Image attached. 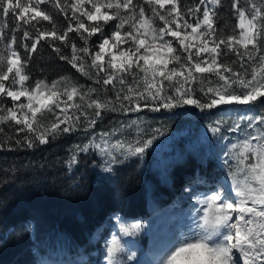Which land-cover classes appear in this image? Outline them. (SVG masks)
I'll use <instances>...</instances> for the list:
<instances>
[{
	"label": "snow or ice",
	"instance_id": "snow-or-ice-1",
	"mask_svg": "<svg viewBox=\"0 0 264 264\" xmlns=\"http://www.w3.org/2000/svg\"><path fill=\"white\" fill-rule=\"evenodd\" d=\"M38 47L93 83L33 79ZM185 106L230 109L235 120H215L207 130L218 139L224 131L239 135L223 154L222 178L207 193L189 192L196 203L188 225L156 246L150 264H264V0H0V149L87 133L107 113ZM143 123H121L99 133V142L77 145L69 168L90 149L106 158L107 173L143 156L163 135L145 133ZM132 128L135 139L113 140ZM116 220L122 235L106 240L104 261L141 264L123 237L142 233L143 222Z\"/></svg>",
	"mask_w": 264,
	"mask_h": 264
},
{
	"label": "trees",
	"instance_id": "trees-1",
	"mask_svg": "<svg viewBox=\"0 0 264 264\" xmlns=\"http://www.w3.org/2000/svg\"><path fill=\"white\" fill-rule=\"evenodd\" d=\"M181 2L192 5L199 0ZM230 2L223 0L225 5ZM220 12L235 24L229 9ZM62 21L60 17L57 22ZM30 71L33 79L61 75L78 82L87 79L47 47H38ZM86 137L78 130L36 148L0 149V264H56V259L70 262L83 256L91 264L97 255L92 237L108 216L121 213L146 219L153 200L170 196L176 186L190 180L188 175L207 176L213 170L212 161L201 163L185 155L173 162L167 181L157 169L132 157L109 175H101L100 157L92 150L79 153V163L69 168L67 161Z\"/></svg>",
	"mask_w": 264,
	"mask_h": 264
},
{
	"label": "rangeland",
	"instance_id": "rangeland-1",
	"mask_svg": "<svg viewBox=\"0 0 264 264\" xmlns=\"http://www.w3.org/2000/svg\"><path fill=\"white\" fill-rule=\"evenodd\" d=\"M85 85H91L93 82L86 79L85 82H79ZM237 113L224 112L218 109L209 111H201L194 106H185L180 109L161 110L160 112H150L147 109L140 113H120L112 112L103 116V119L97 121L94 129H89L83 134L86 137L85 143L92 137H97L99 142V133L111 131L114 127H119L121 123H127L130 120L141 119L144 123L142 127L144 132L151 134V129L160 128L163 135H158L153 145L146 151L143 156L137 157L141 159L146 166L157 169L165 180L169 181L168 170L177 160H181L185 155H192L197 158L199 162L205 163L208 160L212 161L213 170L207 176L201 172L188 175L189 181H185L175 187V190L170 196L160 198L159 201L153 200L151 207V214L145 218L125 217L121 213L110 215L104 221V224L97 229L92 239L96 243L97 248L91 264H106L103 258V250L105 242L110 239L112 234L122 235L118 231L119 221L116 217L119 216L125 223L143 222L144 231L138 236L123 237L126 242V247L130 251L137 253L136 259L141 264H150L154 259L153 253L159 243L167 241L175 234L182 231L189 223V212L194 199H189V192L207 193L212 188L219 178H222L226 171L224 165V152L230 142H235L239 133L227 132L222 133L226 139H218L213 137L211 132L207 130V125L215 120L223 119L225 121L235 120ZM135 128L126 129L123 133H117L113 137L115 139H135ZM98 151L96 149H90ZM99 155V153H98ZM101 162L97 169L101 175H109L104 172L105 157L100 156ZM129 157L123 162L130 160ZM122 162V163H123ZM121 164V163H118ZM113 165V168L118 165ZM192 176V177H191ZM203 180V183H197L198 180ZM170 183V182H169ZM166 198V199H165ZM199 207V205H196ZM187 234V233H185ZM69 258V256H67ZM66 257V258H67ZM86 256L73 258V262L68 260L56 259V264H86ZM134 264V262H133Z\"/></svg>",
	"mask_w": 264,
	"mask_h": 264
}]
</instances>
